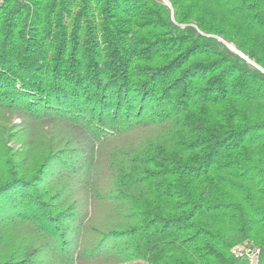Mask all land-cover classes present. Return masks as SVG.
<instances>
[{"label":"trees","instance_id":"16d2710c","mask_svg":"<svg viewBox=\"0 0 264 264\" xmlns=\"http://www.w3.org/2000/svg\"><path fill=\"white\" fill-rule=\"evenodd\" d=\"M245 243L264 264V0H4L0 264Z\"/></svg>","mask_w":264,"mask_h":264},{"label":"built area","instance_id":"2783aa9c","mask_svg":"<svg viewBox=\"0 0 264 264\" xmlns=\"http://www.w3.org/2000/svg\"><path fill=\"white\" fill-rule=\"evenodd\" d=\"M4 0H0V8L3 5ZM233 253L238 258H247L251 264H254L259 255L260 250L252 248L249 243H245L242 246H238L233 250Z\"/></svg>","mask_w":264,"mask_h":264},{"label":"water","instance_id":"95a60500","mask_svg":"<svg viewBox=\"0 0 264 264\" xmlns=\"http://www.w3.org/2000/svg\"><path fill=\"white\" fill-rule=\"evenodd\" d=\"M167 3V0H163ZM231 50H233L234 52L238 53L237 51H235L232 47H230ZM241 57H243L244 59L247 60V58H245L242 54H239ZM248 62H250L249 60H247Z\"/></svg>","mask_w":264,"mask_h":264},{"label":"rangeland","instance_id":"374dc122","mask_svg":"<svg viewBox=\"0 0 264 264\" xmlns=\"http://www.w3.org/2000/svg\"><path fill=\"white\" fill-rule=\"evenodd\" d=\"M15 124L19 125L20 124V120H15ZM12 147H16L15 145H11Z\"/></svg>","mask_w":264,"mask_h":264}]
</instances>
